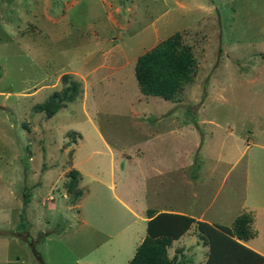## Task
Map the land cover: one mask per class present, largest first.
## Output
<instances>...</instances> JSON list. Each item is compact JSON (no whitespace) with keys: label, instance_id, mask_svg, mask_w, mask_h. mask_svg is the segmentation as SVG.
<instances>
[{"label":"rangeland","instance_id":"rangeland-1","mask_svg":"<svg viewBox=\"0 0 264 264\" xmlns=\"http://www.w3.org/2000/svg\"><path fill=\"white\" fill-rule=\"evenodd\" d=\"M175 32L190 80L140 92L136 56ZM70 79L73 100L35 110ZM148 207L243 213L264 250V0H0V264H127ZM195 226L175 264H204Z\"/></svg>","mask_w":264,"mask_h":264},{"label":"trees","instance_id":"trees-1","mask_svg":"<svg viewBox=\"0 0 264 264\" xmlns=\"http://www.w3.org/2000/svg\"><path fill=\"white\" fill-rule=\"evenodd\" d=\"M194 64L195 57L191 46L182 43L179 34L175 32L138 54L133 73L140 92L175 100L183 84L190 80ZM61 75L68 77L67 73ZM69 81L61 92L53 91L45 100L36 102L35 110L43 111L48 117L55 113L63 102L73 100L78 82L75 79ZM77 172L76 169L71 170L66 183V190L72 191L75 198L80 195V189L76 186ZM147 213L149 218L146 220L145 234L127 264H174L173 258L166 257V246L189 227L193 218L171 211L152 214L151 209H148ZM249 221V216L243 213L235 216L227 227L223 226L225 229L215 228L216 226L202 220L196 221V226L209 247L204 264H264L262 255L239 241L253 235ZM25 225L19 221L16 227L22 230L26 228ZM25 240L29 241L27 236ZM28 243L36 256H39L32 242Z\"/></svg>","mask_w":264,"mask_h":264},{"label":"crops","instance_id":"crops-1","mask_svg":"<svg viewBox=\"0 0 264 264\" xmlns=\"http://www.w3.org/2000/svg\"><path fill=\"white\" fill-rule=\"evenodd\" d=\"M74 166V165H73ZM110 188H111V185L109 186ZM83 191L81 192V194L80 195H83ZM112 196H113V198L115 199V200H117L122 206H123V208L124 209H128L130 206L128 205V204H126V202L125 201H123L122 200V198L119 196V194L117 193V192H112ZM79 204V203H78ZM190 207H191V209L193 208V205H190ZM148 209H151V211H152V214H155V213H157V212H159V211H170V210H174V209H176V211H180V213H182V214H186V215H188V216H191L192 218H193V221L191 222V225H190V227H193V223H195L197 220L199 221V220H202V221H205V222H207V223H209V224H211V225H213L212 224V222L213 223H216L215 221H213L212 219H209V218H203L202 217V214H203V216H204V211L201 209V210H198V213L197 214H194L193 212H192V210L190 209H188V208H172V207H168L167 209L166 208H163V207H160V208H153V207H148V208H146L145 209V217H144V219H145V221L149 218V216H148V214L149 213H147V210ZM156 209V211H154ZM134 211L131 209V213H133ZM171 212H174V211H171ZM177 213H179V212H177ZM82 222H84V223H87L88 224V221H86L85 219H83L82 220ZM91 222H89V224H90ZM145 226H146V224H145ZM187 228L184 232H183V234H181L179 237H176V238H173L172 240H171V242H174V243H177V245L175 246L176 248H175V251L174 252H179V253H182L184 256L185 255H188V256H186V258H190V256L192 255V253H183V252H185L184 251V249H181V247L183 246V242H182V244H178L179 243V241L182 239L183 241H184V238H186L187 237V235H185V233H189L190 232V230H191V228ZM196 228H197V226H195ZM198 229V228H197ZM199 231V230H198ZM107 235H110V233H106ZM144 234H145V228H144ZM193 234V233H192ZM143 235V234H142ZM142 235L140 236V238H139V242H140V240L143 238L142 237ZM144 236V235H143ZM12 237V236H11ZM142 237V238H141ZM15 238V237H14ZM249 239V238H248ZM248 239H240L239 241L242 243V244H244L246 247H249L250 249H252L253 251H256L257 253H259L260 255H262L263 257H264V250L263 249H261V248H255V247H253V246H251L249 243H248ZM189 240H191V239H189ZM138 242V243H139ZM171 242L169 243V245L166 247V254H167V256H168V248H170L169 246L171 245ZM137 243V244H138ZM194 243H195V241H194ZM136 244V245H137ZM198 245V244H197ZM136 247V246H135ZM135 247H134V249H135ZM187 247H189V245L187 246ZM191 247V246H190ZM208 246H207V251H208ZM189 249H187V251H188ZM189 251H191V248H190V250ZM133 252H134V250H133ZM174 252L173 253H171L172 255H170V257H168V258H173V263L175 264V262L179 259V257H178V259L177 258H175V254H174ZM207 253V252H206ZM133 254V253H132ZM15 257H17V255L15 256ZM131 257V256H130ZM86 264H88V263H86Z\"/></svg>","mask_w":264,"mask_h":264}]
</instances>
